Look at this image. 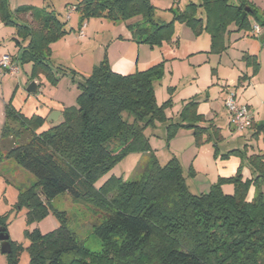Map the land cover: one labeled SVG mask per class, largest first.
I'll use <instances>...</instances> for the list:
<instances>
[{"label":"trees","instance_id":"1","mask_svg":"<svg viewBox=\"0 0 264 264\" xmlns=\"http://www.w3.org/2000/svg\"><path fill=\"white\" fill-rule=\"evenodd\" d=\"M245 7L256 14L248 0H199L198 5H186L170 22L155 20L151 0H81L71 10L78 15V34L90 18L125 22L135 42L153 48L171 40L177 20L195 35L207 33L211 50L221 52L230 26L253 31L247 22L249 13L240 19ZM256 21L264 43V21ZM0 23L15 31L12 40L19 50L17 56H10L12 61L31 63L32 81L42 75L54 83L50 46L68 33L65 24L47 8L21 6L11 11L8 0H0ZM244 59L256 71L255 56ZM162 66L122 75L105 59L79 85L77 105L63 108L60 121L47 130L39 131L46 116L25 117L5 106L0 142L11 137L13 145L5 152L0 149V163L11 160L35 180L34 186L19 189L18 206L26 208L28 224L42 221L51 210L58 221V227L47 234L38 229L26 233L27 264H264V153L246 158L250 178H243L240 165L234 175L218 177L206 194H190L177 159L160 165L152 154L138 180L112 176L99 188L94 186L127 154L150 153L143 130L155 121H166L164 108L169 103L156 101L154 83ZM197 106L195 99L184 103L180 113L184 125L170 123L169 137L185 127L197 146L219 142L220 129L199 114ZM123 113L133 121L124 119ZM248 128L253 136L264 137V120L255 123L252 118ZM233 153L242 157L239 151ZM226 184L233 186L232 194L223 191ZM61 194L91 205L100 214L93 234L102 244L101 253L83 247L52 209L51 202ZM0 227L7 233L3 217ZM10 244L7 264H17L23 248Z\"/></svg>","mask_w":264,"mask_h":264},{"label":"rangeland","instance_id":"2","mask_svg":"<svg viewBox=\"0 0 264 264\" xmlns=\"http://www.w3.org/2000/svg\"><path fill=\"white\" fill-rule=\"evenodd\" d=\"M80 1L8 0L11 11L21 6L52 10L58 20L65 24L68 33L50 46L54 83L40 75L35 79L39 86L37 94H29L26 90L32 82L31 63L18 62L15 75L0 70V132L6 105L25 117H48L53 111L75 107L80 93L79 85L90 74L93 66L105 59L110 66L123 58L131 60L136 64L131 73L162 63L161 77L154 83L156 101L159 105L169 103L164 108L166 121H155L143 130L150 153L127 154L103 174L94 186L99 188L112 176L124 181L138 180L149 163L150 154L160 165L177 159L192 195L208 193L218 177L234 175L240 165L243 178L245 179L243 173L246 171L250 178L251 171L246 158L253 153H264V137L262 134L253 136V131L249 128L236 132L229 125L223 101L227 94L235 93L236 102L248 106L255 123L264 120L262 33L258 35L250 30L237 31L232 25L229 28L230 34L226 36L225 49L214 52L207 33L195 35L189 27L175 20L171 40L150 48L147 44L137 43L132 39L127 23L90 18L85 21L87 28L83 31L86 38L83 39L78 37V15L70 9ZM248 2L256 9L255 15H247V22L254 27L257 24L256 18L264 21V0ZM189 3L198 5L199 0H151L155 20L158 22L172 21ZM200 12L198 10L199 16L202 15ZM67 15H70L69 19H66ZM138 19L140 18L136 20ZM3 27L5 28L0 33V53L17 56L19 49L12 40L14 28ZM245 56H255L258 63L256 71L244 59ZM190 99L198 102L197 112L220 129L222 139L219 142L211 141L197 146L192 131L185 127H179L169 137L168 125L183 124L180 113L184 103ZM221 105L222 108L218 110ZM122 116L128 122L133 121L132 116L127 113ZM59 121L60 117L55 122L46 121L39 131L47 130ZM10 127L18 129V124L10 122ZM12 145L13 139L10 137L0 142V149L5 152ZM232 151H239L242 157L231 154ZM227 154L230 155L222 158ZM34 184V177L13 161L5 160L0 163V217H3L9 240L23 248L18 255L17 264H27L29 260L25 250L29 244L27 232L38 229L42 234H47L58 227L52 210L42 221L28 224L27 210L18 206V195L19 189L25 190ZM223 191L232 194L233 186L226 184ZM252 192L250 187L249 196ZM51 206L83 247L93 253L102 252V244L93 234V227L100 220V214L91 205L76 203L68 194H61L51 202ZM0 264H7L6 257L1 252Z\"/></svg>","mask_w":264,"mask_h":264},{"label":"built area","instance_id":"3","mask_svg":"<svg viewBox=\"0 0 264 264\" xmlns=\"http://www.w3.org/2000/svg\"><path fill=\"white\" fill-rule=\"evenodd\" d=\"M84 28L85 25L83 26V29ZM83 29L78 34L80 38H84ZM253 31L255 34H260L262 29L258 25H255L253 27ZM0 70L1 72L8 73L9 75H15L18 71L17 65L8 55H3L0 58ZM224 107L228 112L230 125L236 132H243L251 126L252 115L250 114L249 108L246 105H239L236 102L235 93H229L226 95Z\"/></svg>","mask_w":264,"mask_h":264},{"label":"water","instance_id":"4","mask_svg":"<svg viewBox=\"0 0 264 264\" xmlns=\"http://www.w3.org/2000/svg\"><path fill=\"white\" fill-rule=\"evenodd\" d=\"M250 12V9L248 7H245L244 10L241 13L240 19L243 20V18L246 16L247 13ZM27 92L29 94H37L38 88L35 81H32L28 87ZM61 116V112L59 111H53L49 114V116L46 118V121L48 122H55L58 120V118ZM0 252L4 255H8L11 253V244L9 240V235L5 233L4 228L0 227Z\"/></svg>","mask_w":264,"mask_h":264},{"label":"crops","instance_id":"5","mask_svg":"<svg viewBox=\"0 0 264 264\" xmlns=\"http://www.w3.org/2000/svg\"><path fill=\"white\" fill-rule=\"evenodd\" d=\"M176 1H180V0H175ZM70 9H73V7H71ZM5 28L3 27V25L0 23V33L2 32V29ZM87 28V27H85ZM79 37V36H78ZM80 38V37H79ZM84 38H86V35L84 33ZM83 38V39H84ZM3 55H6V54H1L0 53V58L3 56ZM134 67L136 68V64L134 65V63L129 60V59H126V58H123L121 61H118L114 64L111 65V69L116 72V73H119V74H122V75H126V74H130L131 71H133ZM37 83V82H36ZM224 102V101H223ZM247 106V105H246ZM248 107V106H247ZM219 108H222V105L221 106H218V110ZM60 112V111H59ZM228 115V114H227ZM229 117V116H228ZM253 118V117H252ZM228 120V118H227ZM254 121V119H253ZM246 170V169H245ZM245 179L246 178H249V174H248V171H246V173H243ZM252 194L249 196L251 198Z\"/></svg>","mask_w":264,"mask_h":264}]
</instances>
